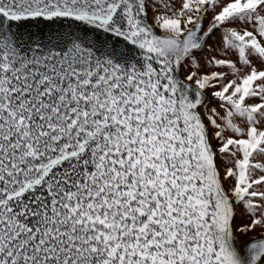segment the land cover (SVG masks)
<instances>
[{
  "label": "snow or ice",
  "instance_id": "obj_1",
  "mask_svg": "<svg viewBox=\"0 0 264 264\" xmlns=\"http://www.w3.org/2000/svg\"><path fill=\"white\" fill-rule=\"evenodd\" d=\"M0 264H264V0H0Z\"/></svg>",
  "mask_w": 264,
  "mask_h": 264
}]
</instances>
